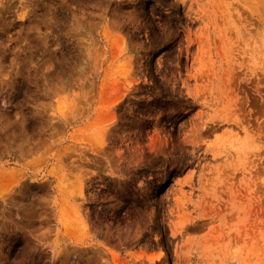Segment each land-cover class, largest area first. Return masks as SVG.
<instances>
[{
    "label": "rangeland",
    "instance_id": "obj_1",
    "mask_svg": "<svg viewBox=\"0 0 264 264\" xmlns=\"http://www.w3.org/2000/svg\"><path fill=\"white\" fill-rule=\"evenodd\" d=\"M0 264H264V0H0Z\"/></svg>",
    "mask_w": 264,
    "mask_h": 264
}]
</instances>
